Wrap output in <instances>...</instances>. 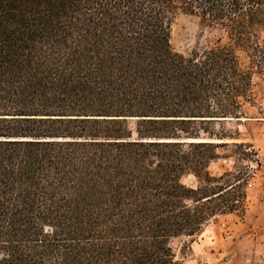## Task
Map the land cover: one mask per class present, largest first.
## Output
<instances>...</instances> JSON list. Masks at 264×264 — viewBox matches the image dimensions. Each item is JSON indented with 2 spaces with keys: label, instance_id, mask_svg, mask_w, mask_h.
I'll return each mask as SVG.
<instances>
[{
  "label": "trees",
  "instance_id": "trees-1",
  "mask_svg": "<svg viewBox=\"0 0 264 264\" xmlns=\"http://www.w3.org/2000/svg\"><path fill=\"white\" fill-rule=\"evenodd\" d=\"M179 15L205 47L174 50ZM263 30L264 0H0V264H185L243 217L247 169L208 168L254 158L223 124L255 105Z\"/></svg>",
  "mask_w": 264,
  "mask_h": 264
},
{
  "label": "rangeland",
  "instance_id": "rangeland-1",
  "mask_svg": "<svg viewBox=\"0 0 264 264\" xmlns=\"http://www.w3.org/2000/svg\"><path fill=\"white\" fill-rule=\"evenodd\" d=\"M216 37L223 36L216 33ZM212 38L208 29L196 17L179 15L172 27L174 50L188 54L205 47ZM264 42V30L260 33ZM255 105H245L243 112L248 120H231L223 126L228 132L238 133L237 143H247L254 150L251 161H243L242 152L234 147L218 150L220 158L210 163L208 171L219 176L226 171L246 168L247 203L243 217L220 216L211 221L204 233L191 244L192 255L185 264H264V78H254ZM254 161H257L254 162ZM184 183L193 186V177Z\"/></svg>",
  "mask_w": 264,
  "mask_h": 264
}]
</instances>
